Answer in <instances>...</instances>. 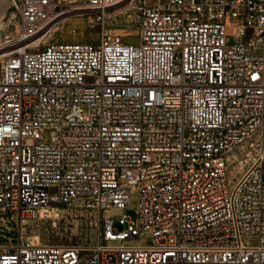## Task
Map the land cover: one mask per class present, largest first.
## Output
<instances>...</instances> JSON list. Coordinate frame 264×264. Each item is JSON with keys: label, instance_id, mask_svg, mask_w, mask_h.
I'll return each instance as SVG.
<instances>
[{"label": "built area", "instance_id": "obj_1", "mask_svg": "<svg viewBox=\"0 0 264 264\" xmlns=\"http://www.w3.org/2000/svg\"><path fill=\"white\" fill-rule=\"evenodd\" d=\"M120 4L135 11L138 46L104 32ZM11 7L18 29L0 40V212L19 229L54 230L75 205L99 217L92 247L19 233L0 246V264H264V0ZM75 12L100 38L46 41ZM132 192L136 223L101 217L128 209ZM140 234L152 245L115 244ZM248 235L257 245H243Z\"/></svg>", "mask_w": 264, "mask_h": 264}, {"label": "rangeland", "instance_id": "obj_2", "mask_svg": "<svg viewBox=\"0 0 264 264\" xmlns=\"http://www.w3.org/2000/svg\"><path fill=\"white\" fill-rule=\"evenodd\" d=\"M13 1L18 4L22 0ZM11 6L12 0H0V24H4L5 26L4 30L0 33L1 41L5 37L16 34L15 23L18 22V16L11 19V15L14 13ZM76 14L72 13L62 20L57 25L58 32L50 33L46 41L96 42L100 38V28L96 27L94 30H90L87 27V18L85 16H76ZM134 14V9L129 5L124 6L120 4L105 20L104 32L120 37L121 43L124 45L138 46L139 38L137 35H133L137 30L138 23L137 16ZM42 142L45 145L50 144L48 130L43 132ZM137 203L138 196L132 192L129 195L128 209L124 212L116 209L104 210L101 213V217L103 219H114L124 213L133 223H136L137 213L135 209ZM98 217V212L84 210L81 205H75L68 213L60 214L57 228L54 230L50 228V222L48 221L40 223L36 221H22L21 228L19 229L18 220L14 214L0 212V246H10L16 243L17 236L20 233L23 237H30L37 234L42 244L64 241L74 243L80 247H92L97 241L95 227ZM114 229L120 230L121 227L115 222ZM241 242L245 246H255L257 245L258 238L256 235L243 236ZM115 244L126 247H149L152 245V238L149 234H140L136 239L117 242Z\"/></svg>", "mask_w": 264, "mask_h": 264}, {"label": "bare ground", "instance_id": "obj_3", "mask_svg": "<svg viewBox=\"0 0 264 264\" xmlns=\"http://www.w3.org/2000/svg\"><path fill=\"white\" fill-rule=\"evenodd\" d=\"M12 1H13V0H12ZM117 6H118V5H117ZM117 6H116V7H117ZM75 13H77L76 16H81V15H80L81 12H75ZM134 15H135V14H134ZM11 19H14L13 14L11 15ZM9 23H10V22H9ZM73 23H74V22H73ZM56 25H57V24H56ZM56 25H55L54 28L52 29L51 33H52V32H53V33L58 32V27H57ZM4 27H5L4 24H0V30H1V31L4 30ZM15 28H16L15 31H17V29H18V23H15ZM68 30H69V28H68ZM1 31H0V32H1ZM133 35H136V32H134ZM243 165H244V163L241 162L240 165H239L240 170L242 169ZM23 239H29V240H32V241H37V236H36V235H33V236H30V237H23Z\"/></svg>", "mask_w": 264, "mask_h": 264}]
</instances>
